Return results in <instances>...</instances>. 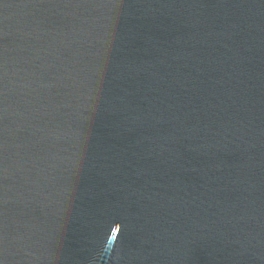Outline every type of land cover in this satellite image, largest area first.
I'll return each mask as SVG.
<instances>
[{"label":"water","instance_id":"obj_1","mask_svg":"<svg viewBox=\"0 0 264 264\" xmlns=\"http://www.w3.org/2000/svg\"><path fill=\"white\" fill-rule=\"evenodd\" d=\"M0 264H264V0H0Z\"/></svg>","mask_w":264,"mask_h":264}]
</instances>
